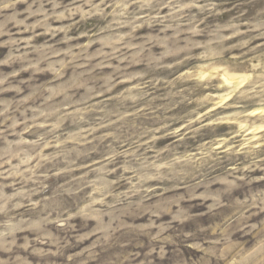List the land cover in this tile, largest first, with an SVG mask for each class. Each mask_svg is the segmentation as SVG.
Instances as JSON below:
<instances>
[{"label": "rangeland", "instance_id": "obj_1", "mask_svg": "<svg viewBox=\"0 0 264 264\" xmlns=\"http://www.w3.org/2000/svg\"><path fill=\"white\" fill-rule=\"evenodd\" d=\"M0 264H264V0H0Z\"/></svg>", "mask_w": 264, "mask_h": 264}, {"label": "bare ground", "instance_id": "obj_2", "mask_svg": "<svg viewBox=\"0 0 264 264\" xmlns=\"http://www.w3.org/2000/svg\"><path fill=\"white\" fill-rule=\"evenodd\" d=\"M224 76H225V75H224ZM223 79H224V78H223ZM225 80H226V81H225ZM231 80H232V79H230L229 77L225 76L224 82H226L228 85H231V83H230ZM151 195H152V194H151ZM150 197H151V196H150ZM81 198H82V197H81ZM150 199H151V198H150ZM77 200H78V199H77ZM79 200H80V199H79ZM79 200H78V201H79ZM85 211H86V210H85ZM98 216H99V219L101 220V218H102L101 215L98 214ZM83 219H84V221H85L86 218L84 217ZM85 227H86V226H85Z\"/></svg>", "mask_w": 264, "mask_h": 264}]
</instances>
